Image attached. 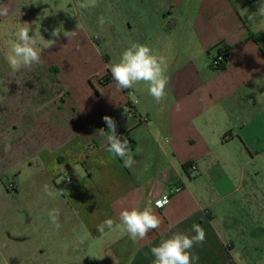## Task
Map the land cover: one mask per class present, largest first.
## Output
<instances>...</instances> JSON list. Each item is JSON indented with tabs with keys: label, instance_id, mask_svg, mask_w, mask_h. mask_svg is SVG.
<instances>
[{
	"label": "crops",
	"instance_id": "crops-1",
	"mask_svg": "<svg viewBox=\"0 0 264 264\" xmlns=\"http://www.w3.org/2000/svg\"><path fill=\"white\" fill-rule=\"evenodd\" d=\"M26 1H0L9 9L0 16V182L35 176L41 191L61 186L76 235L116 262L153 264L152 247L177 232L194 235L195 223L206 235L191 249L194 264H264L262 219L250 210L262 206L250 185L251 166L264 161V0H144L136 43L166 60L162 104L140 92L134 103L132 88L103 82L112 56L84 35L44 49L31 70L13 71L5 54L15 31L27 23L36 36L20 13ZM220 49L229 55L216 70ZM105 115L135 142L131 168L106 150ZM164 194L170 203L158 210L153 201ZM148 200L161 224L145 239L98 231Z\"/></svg>",
	"mask_w": 264,
	"mask_h": 264
},
{
	"label": "rangeland",
	"instance_id": "rangeland-1",
	"mask_svg": "<svg viewBox=\"0 0 264 264\" xmlns=\"http://www.w3.org/2000/svg\"><path fill=\"white\" fill-rule=\"evenodd\" d=\"M80 2L82 0H27L19 6L37 38L38 29L48 40L54 39L52 30L60 28L56 43H67L73 36L68 38L63 33L75 31L76 35L105 45L104 50L112 56L110 65L118 62L121 54L138 39L136 15L143 9L144 0H98L97 7L87 9L79 8ZM100 17L105 20L103 27ZM147 88L144 83L134 86L132 102L136 103V92L149 95ZM251 167L256 171L250 185L253 204L262 205L250 208L251 215L260 214V226L264 228V161ZM33 178L23 181L20 176H13L0 182V264H125V256L116 262L110 259V252L107 253L104 246L83 242L74 232L75 224L63 206L59 186L45 184L50 191L60 193L49 196L45 185L41 191L40 186L31 184L39 177ZM12 180L18 186L16 191L10 187ZM52 209L59 210V230L50 221L48 213Z\"/></svg>",
	"mask_w": 264,
	"mask_h": 264
},
{
	"label": "clouds",
	"instance_id": "clouds-1",
	"mask_svg": "<svg viewBox=\"0 0 264 264\" xmlns=\"http://www.w3.org/2000/svg\"><path fill=\"white\" fill-rule=\"evenodd\" d=\"M98 6V0H82L78 4L81 9L95 8ZM9 9L7 6L0 5V16H7ZM100 26L103 27L105 20L99 18ZM30 26L25 23L19 26L14 33L15 39L9 44L5 54V59L13 71H19L21 68L31 70L34 64L41 62V54L44 49L51 48L59 39L61 30L55 28L51 32L54 39L45 40L38 29L39 37L30 35ZM66 37L74 36L73 32H64ZM110 73L112 81L118 89H131L139 83L148 86L147 90L150 96L157 104H162L166 98V87L169 83L165 75L167 63L163 56H158L152 52V49L145 44L133 43L122 54L118 62L111 64ZM107 125V131L100 129L99 134L105 138L106 150L123 161L127 168H131L135 163L132 155V149L127 137L121 138L117 135L115 120L105 115L102 118ZM45 192L49 196L59 195L53 192L45 185ZM167 201H163L166 203ZM157 207L162 206L161 201L156 202ZM51 223L59 230V210L52 209L48 213ZM161 220L153 211L151 201L146 202L143 209L132 207L124 209L119 213V223L112 218H107L98 226V231L104 233L105 228L111 230L114 227L121 232L126 233L132 240H143L151 230L159 228ZM191 231L195 233L189 236L186 233L177 232L170 238L163 240L158 246L150 249L154 257L153 264H194L198 260L191 249L205 241V231L199 224H193ZM238 264H243L238 261Z\"/></svg>",
	"mask_w": 264,
	"mask_h": 264
},
{
	"label": "built area",
	"instance_id": "built-area-1",
	"mask_svg": "<svg viewBox=\"0 0 264 264\" xmlns=\"http://www.w3.org/2000/svg\"><path fill=\"white\" fill-rule=\"evenodd\" d=\"M224 62V58L223 56L221 55H216L213 59H212V62H211V65L212 67H216V66H219L221 63ZM193 170H196V167L193 166L192 167ZM73 182V180L71 178H66V183L67 184H71ZM12 186V185H11ZM182 190V187L181 186H176L174 187L172 190H171V193H176V192H179ZM170 200H171V195L170 194H164L162 195L161 197L155 199L153 201V206L158 209V210H162L164 209L169 203H170ZM157 201H161L162 202V206L160 207H157L156 205V202ZM163 201H167L166 203H163Z\"/></svg>",
	"mask_w": 264,
	"mask_h": 264
},
{
	"label": "trees",
	"instance_id": "trees-1",
	"mask_svg": "<svg viewBox=\"0 0 264 264\" xmlns=\"http://www.w3.org/2000/svg\"><path fill=\"white\" fill-rule=\"evenodd\" d=\"M216 55H221L223 56L224 58V62L221 63L219 66H216V67H213L214 69L216 70H221V69H224L226 67V64H227V60H228V55H229V50L228 49H220L218 51V53ZM102 81L105 82V83H108V82H111L112 81V78H111V73L108 72V74H106L103 78H102ZM129 140V143H130V147L131 149L134 148L135 146V142L129 138V136H126ZM187 168V166L185 167ZM60 190L63 191V188L61 186H59Z\"/></svg>",
	"mask_w": 264,
	"mask_h": 264
}]
</instances>
